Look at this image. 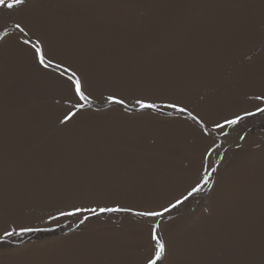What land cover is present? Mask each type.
Segmentation results:
<instances>
[{
  "label": "rangeland",
  "instance_id": "374dc122",
  "mask_svg": "<svg viewBox=\"0 0 264 264\" xmlns=\"http://www.w3.org/2000/svg\"><path fill=\"white\" fill-rule=\"evenodd\" d=\"M3 13L0 264H147L156 225L158 264H264V113L215 127L264 107V39L236 45L264 0H26ZM21 37L75 71L90 106L77 112L71 73L41 67ZM208 172L163 216L134 214L170 208ZM76 207L132 212L60 215Z\"/></svg>",
  "mask_w": 264,
  "mask_h": 264
},
{
  "label": "snow or ice",
  "instance_id": "6c2138e0",
  "mask_svg": "<svg viewBox=\"0 0 264 264\" xmlns=\"http://www.w3.org/2000/svg\"><path fill=\"white\" fill-rule=\"evenodd\" d=\"M26 3V0H0V18L3 16V10L4 9H18L20 6L24 5ZM16 28L20 30L21 33L24 32V29L21 28L20 24H16ZM5 35H8L5 33ZM20 42H22L24 45H29L30 48L33 50V57L38 62V64L43 67L44 69H54L55 72H58L61 76H64L67 73H71L68 75L67 79L70 81L69 88L72 90L74 96L78 97L79 100L76 104L73 106L76 108V111H80L86 106H90V94H87L85 91L84 84L80 77L77 75L75 71H72L70 68L64 67L61 63L55 62L51 55L47 53L40 42L39 39H37L35 42H32L31 39H24L19 38ZM108 101L113 104H120L124 105L125 100L121 98H117L115 96H109ZM255 100L258 102H264V94L257 95L255 97ZM136 104L139 105L141 109L145 108H152L157 109L158 105L155 103H147L144 100L138 99L136 101ZM168 107H171L173 109H176L178 112L181 113H188V116L195 122L201 124L203 127V122L199 119L198 116L192 115L190 112H188V109L186 107H180L179 105L173 103L168 105ZM264 113V107H260L259 103L256 104L255 111H245L244 116L236 115L235 118L231 119H225L224 123H216L215 127L219 129H223L225 126H234L239 124L245 116H255L258 114ZM76 115V112H71L69 115L65 116L64 120L61 121L62 123L67 122L68 120L72 119ZM204 134L207 135V129L204 130ZM208 155H211V152L209 151ZM212 179V173L208 172L206 175L202 177V182L198 181L190 191H188L187 195L183 196V199H177L174 204H172L169 207H165L163 211H155V210H146V211H139L135 212L134 214L136 216L140 217H158L163 216L166 212H169L171 208H177L179 205L183 204L184 201L188 200L189 197H192L194 194L199 193L203 191V188L208 185L211 182ZM132 212L131 208H122V207H101L99 208V211H97L96 208L92 207H76L71 212H64L62 211L60 215H69L74 216L78 215L80 213H90L92 215H99L102 213H112V212ZM55 219V217H53ZM89 219V216L85 215L83 219L80 221V223H84ZM159 225H156L151 230V240L155 241V244L153 245V254L149 257L147 260V264H158V262H162L164 257L167 254L166 249V243L163 240L162 236L158 234ZM41 229L36 228H30L25 227L21 229V233L28 232V231H40ZM5 235H12V233L6 232Z\"/></svg>",
  "mask_w": 264,
  "mask_h": 264
},
{
  "label": "bare ground",
  "instance_id": "6f19581e",
  "mask_svg": "<svg viewBox=\"0 0 264 264\" xmlns=\"http://www.w3.org/2000/svg\"><path fill=\"white\" fill-rule=\"evenodd\" d=\"M260 35L264 39V18L260 17V18L249 19L245 22L244 29L242 30V32L240 34H238V36H237L236 45L239 48L245 49L247 44L250 41L259 37ZM138 37L143 41L146 40L139 33H138ZM132 38H136V36L132 35ZM117 39H118V37L114 38V40H117ZM167 59H168V61L171 62V64H180L177 61H171V56H168ZM241 68L245 69L246 67H241Z\"/></svg>",
  "mask_w": 264,
  "mask_h": 264
}]
</instances>
